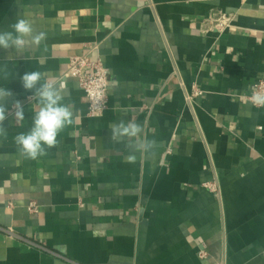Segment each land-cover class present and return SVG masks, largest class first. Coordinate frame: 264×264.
Returning <instances> with one entry per match:
<instances>
[{
	"label": "crops",
	"instance_id": "1",
	"mask_svg": "<svg viewBox=\"0 0 264 264\" xmlns=\"http://www.w3.org/2000/svg\"><path fill=\"white\" fill-rule=\"evenodd\" d=\"M213 11L231 25L217 29ZM20 18L46 38L20 55L0 48V88L11 92L0 264H264V107L249 98L264 80V0H0V31ZM85 54L110 79L96 116L65 74ZM32 71L63 85L73 112L35 160L14 141L40 107L21 83ZM121 121L141 134L113 141ZM145 140L149 150L136 147Z\"/></svg>",
	"mask_w": 264,
	"mask_h": 264
},
{
	"label": "clouds",
	"instance_id": "2",
	"mask_svg": "<svg viewBox=\"0 0 264 264\" xmlns=\"http://www.w3.org/2000/svg\"><path fill=\"white\" fill-rule=\"evenodd\" d=\"M12 31H0V48L12 49L18 55L23 54L29 46L39 45L46 38L44 32L37 31L33 22L20 18L10 25ZM5 78L7 73L5 72ZM43 81V82H42ZM21 83L25 90L33 93L31 98L39 101V110L35 112L32 127L27 133L17 134L14 138L19 154L27 159L35 160L47 154V149L56 147L59 133L73 123L72 109L62 103L64 99L63 85L50 82L44 73L39 71L26 72L21 77ZM11 96L7 89L0 88V136L6 137L7 131L3 127L6 117L4 100ZM251 103L258 107H264V93L253 92ZM16 121L25 118L24 109L19 102L13 105ZM142 132V126L135 122L123 121L111 127V139L119 141L123 138L132 139ZM153 146L152 141L139 142L136 147L149 150ZM128 163H135V153L127 156Z\"/></svg>",
	"mask_w": 264,
	"mask_h": 264
},
{
	"label": "built area",
	"instance_id": "3",
	"mask_svg": "<svg viewBox=\"0 0 264 264\" xmlns=\"http://www.w3.org/2000/svg\"><path fill=\"white\" fill-rule=\"evenodd\" d=\"M209 21L221 30L231 25L230 16L222 11H213ZM65 74L75 78L84 90L88 100V114L90 116H96L108 107L110 79L108 71L99 56H92L91 54L71 56ZM254 91L264 93V80H259L252 85L250 100ZM28 207L31 211L37 209L34 202H30Z\"/></svg>",
	"mask_w": 264,
	"mask_h": 264
}]
</instances>
